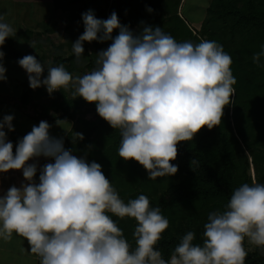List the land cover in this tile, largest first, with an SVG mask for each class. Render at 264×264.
Listing matches in <instances>:
<instances>
[{
  "label": "clouds",
  "instance_id": "1",
  "mask_svg": "<svg viewBox=\"0 0 264 264\" xmlns=\"http://www.w3.org/2000/svg\"><path fill=\"white\" fill-rule=\"evenodd\" d=\"M82 20L84 32L72 43L78 62L85 42H110L95 55L96 67L73 77L63 64L45 68L26 55L18 64L30 88L44 87L51 95L74 84L73 95L95 104L99 117L119 130L121 159L137 162L150 180L174 176L177 146L205 127L219 126L224 109L234 103L231 56L214 40L178 42L144 22L133 32L115 12L102 20L88 10ZM16 33L7 14H0V48ZM4 56L0 51V82L7 81ZM262 56L264 46L253 62L260 66ZM14 118L0 119V173L21 171L25 182L0 195V239L9 241L14 233L24 238L40 264H245L246 238L264 248V184L237 187L224 211L208 214L202 243L195 244L196 234L189 231L165 260L157 245L169 220L159 207L145 195L122 200L101 165L66 149L62 137L50 135L47 121L33 125L14 151L8 139ZM64 123L57 120L56 126ZM40 158L50 162L40 167ZM112 216L136 221L134 248Z\"/></svg>",
  "mask_w": 264,
  "mask_h": 264
},
{
  "label": "trees",
  "instance_id": "2",
  "mask_svg": "<svg viewBox=\"0 0 264 264\" xmlns=\"http://www.w3.org/2000/svg\"><path fill=\"white\" fill-rule=\"evenodd\" d=\"M130 1L141 0H109L102 6L101 0H66L60 4L61 11L69 15L65 22L72 43L84 32L82 14L88 10L102 20L115 12L120 23L133 32H138L144 22L162 28L178 42L216 41L231 56L232 73L237 80L232 97L234 103L224 109L221 124L212 130L205 127L191 142H181L177 146L178 156L172 163L178 166V172L174 176L150 180L146 170L137 162H126L119 157V130L112 129L99 117L95 104L73 95L74 84L68 90L58 91L50 115L41 119L30 115V118L49 124L57 120L72 121V128L64 138L66 149L78 157L86 155L89 163H99L126 203L145 195L152 207L161 209L162 215L169 220V228L162 234L157 249L165 260H169L187 232H195V244L202 243L208 214L224 211L237 187L243 183L264 184V56L260 59V66L253 62V55L264 46V0H214L207 8V16L199 31L180 15L182 0H144L146 3L142 7ZM148 8L153 11L149 13ZM75 14L79 15L78 19H73ZM53 26L50 25V29H54ZM116 35L118 31L113 32V37ZM109 43L85 42L84 57L79 62L83 59L86 67L78 65L81 71L72 69L76 59L74 53L68 57L57 54L50 66L63 64L73 77L86 74L96 67L95 55L107 49ZM0 51L5 53V58L16 61L26 56L20 54L9 39ZM43 75L47 76V70ZM21 86L23 92L19 99L15 102L11 99L13 107L18 110L36 104L37 97L45 92L43 87L31 89L28 78ZM62 92L64 97L60 98ZM75 133L83 134L84 139L79 140ZM23 137L15 132L8 133L14 151L16 143ZM193 159L197 164L191 166ZM112 218L134 248L136 221L127 217ZM244 247L247 251L245 264H264V248L253 245L249 250L247 238Z\"/></svg>",
  "mask_w": 264,
  "mask_h": 264
},
{
  "label": "rangeland",
  "instance_id": "3",
  "mask_svg": "<svg viewBox=\"0 0 264 264\" xmlns=\"http://www.w3.org/2000/svg\"><path fill=\"white\" fill-rule=\"evenodd\" d=\"M65 1L66 0H0V14H7V21L17 30L15 38H8L11 40L12 46L16 47L20 54L35 56L45 68L51 65L57 54L61 53L68 57L73 53L72 38L66 29L65 22V20L69 19V15L61 11V5ZM105 1L109 2V0H101L100 5H104ZM213 1L214 0H188L187 3H181L179 13L184 19L188 20L192 28L199 31L203 20L207 16V8ZM129 3H138V6L142 7L146 2L141 0L139 2L130 1ZM78 18L79 15H73V19ZM50 25H54V29H50ZM82 62H78L74 59L72 69L74 71L75 69L81 71L79 66L86 67L83 59ZM3 64L6 68L7 81L0 82V101L7 98L8 103H11V99L13 98V102H15L23 92V86L21 85L27 81L28 75L19 66L16 60L4 57ZM83 75L81 73L80 76ZM44 90L45 92L37 97L38 102L36 104H31V106L28 105L25 109L20 111L13 107V105L10 106L8 103H0V119L5 115H14V132L25 136L31 131L33 125L39 124L37 121L32 120L30 115H37V117L41 119L45 115H50L54 109V97L58 91L49 95L46 88H44ZM63 97L64 92L60 95V98ZM67 122L68 123L61 124V127L56 126V121L50 123V125H52L50 135L57 138L62 137L64 139L73 125L72 121L68 120ZM48 162L50 161L40 158L38 164L42 167ZM0 177L10 179L6 180L8 185L7 187L5 186V188H3L4 186L1 187V191L4 190L7 192L10 188V184L20 186L25 182L21 171L0 173ZM17 238L20 239V242ZM22 241L23 243L21 244ZM2 242H4V240L0 239V243ZM7 242L11 243V250H8L11 252L10 260H12V264L34 263V261L30 260V254L33 253L30 251L27 240L14 233L12 239ZM247 243L248 249L252 250L254 244L249 242L248 239ZM10 260L4 258L3 254L0 253V264H10L8 263Z\"/></svg>",
  "mask_w": 264,
  "mask_h": 264
},
{
  "label": "crops",
  "instance_id": "4",
  "mask_svg": "<svg viewBox=\"0 0 264 264\" xmlns=\"http://www.w3.org/2000/svg\"><path fill=\"white\" fill-rule=\"evenodd\" d=\"M188 2V0H182V3H187ZM0 103H8V99L7 98H5V100L4 99H2V101H0ZM10 106H12V104L13 103H8ZM20 111V110H19ZM39 123V122H38ZM6 180H10V179H6V178H2V177H0V189H1V187H3V188H5V186L7 187V182H6ZM11 182V181H10ZM11 186H13V185H11L10 184V187ZM17 187H20V186H18V185H16ZM4 193H6V191H1L0 190V195H3ZM18 239V238H17ZM19 240V242H20V239H18ZM23 243V241L21 242V244ZM29 245V244H28ZM30 247V246H29ZM8 249H10L11 250V243L10 242H7V241H4V242H2V243H0V253L1 254H3V256H4V258H8V260H10L11 259V252H10V250H8ZM21 258V257H20ZM30 260L31 261H34V263L33 264H37L38 263V256L37 255H35V254H30ZM8 263H10V264H12V260H10V262L8 261Z\"/></svg>",
  "mask_w": 264,
  "mask_h": 264
}]
</instances>
